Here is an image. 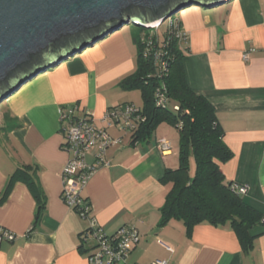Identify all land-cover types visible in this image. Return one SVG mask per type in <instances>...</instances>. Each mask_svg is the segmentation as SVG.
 Returning a JSON list of instances; mask_svg holds the SVG:
<instances>
[{"label":"crops","instance_id":"obj_1","mask_svg":"<svg viewBox=\"0 0 264 264\" xmlns=\"http://www.w3.org/2000/svg\"><path fill=\"white\" fill-rule=\"evenodd\" d=\"M223 5L189 6L176 16L186 36L182 63L190 89L213 106L232 153L220 164L225 181L245 186L242 199L264 215V0ZM138 34L121 27L25 82L0 109V198L10 177L22 170L35 178L45 199L38 223L25 183L15 182L0 202V229L15 235L0 244V264H89L95 244L82 239L89 222L61 199V172L69 158L61 147V115L73 106L77 116H90L117 141L106 152V167L96 165L92 151L86 154L96 170L81 197L105 235L121 228L137 232L128 264H264V225L250 230L247 254L229 225L202 223L189 237L181 222L159 226L170 188L160 179L178 167L175 128L160 124L148 140L132 144L136 123L120 130L103 121L108 110L122 105L142 109L141 92L119 85L136 72ZM161 141L169 144L167 153L160 151Z\"/></svg>","mask_w":264,"mask_h":264},{"label":"trees","instance_id":"obj_2","mask_svg":"<svg viewBox=\"0 0 264 264\" xmlns=\"http://www.w3.org/2000/svg\"><path fill=\"white\" fill-rule=\"evenodd\" d=\"M171 21L177 26L169 23L162 39L153 29L149 31L134 26L139 29L136 38L139 49L137 69L119 84L123 90H139L143 101L139 114L145 120L136 123L131 142L148 140L160 124H167L178 132V167L166 169L160 179L162 185H170L160 210V227L171 220L181 222L189 237L193 228L202 223L215 227L229 225L242 251L247 254L253 247L250 230L254 226L264 225V215L245 203L231 189L232 184L225 181L220 164L228 162L232 153L223 141L224 132L213 106L187 84L182 63V46L185 43L175 35L180 30L177 21ZM161 26L155 30L159 31ZM140 39H150L154 52L161 53L159 62L166 63L165 74L158 70L159 65H155L153 55H143ZM161 86L166 89V108L155 105L154 94ZM174 106L178 110H174ZM18 181L26 184L36 201L35 223H38L43 215L45 199L35 178L28 173L17 170L10 177L0 202L5 200L12 185Z\"/></svg>","mask_w":264,"mask_h":264},{"label":"water","instance_id":"obj_3","mask_svg":"<svg viewBox=\"0 0 264 264\" xmlns=\"http://www.w3.org/2000/svg\"><path fill=\"white\" fill-rule=\"evenodd\" d=\"M229 1L0 0V103L123 25L153 29L183 8Z\"/></svg>","mask_w":264,"mask_h":264},{"label":"built area","instance_id":"obj_4","mask_svg":"<svg viewBox=\"0 0 264 264\" xmlns=\"http://www.w3.org/2000/svg\"><path fill=\"white\" fill-rule=\"evenodd\" d=\"M171 23L173 24V21L170 22V25ZM172 26L176 27L177 25L175 26L174 23ZM175 35L179 41L185 42L186 36L180 30L176 31ZM140 41L143 45V55L145 57L153 55L152 59L155 65H159L158 70L161 74H165L167 71L166 63L159 62V57L162 56L161 53L154 52V45L150 39H140ZM154 97L156 107L166 108L168 106L164 86L156 90ZM173 109L178 110V107L174 106ZM76 112L77 107L73 106L61 115V119L65 124L62 128L63 141L61 147L69 157L61 172L62 202L89 222L88 230L82 235L84 241H93L95 244L94 252L87 257L89 264H128L126 259L132 250V245L138 240L137 232L134 229L121 228L111 236L105 235L97 227L95 220L89 216L90 206L81 197L83 189L96 170V167L86 162V154L92 151L96 165L106 167L108 166L106 152L117 141L113 140L105 130L98 129L90 116L79 117ZM144 120V117L139 114V110L132 105H122L110 109L103 119L108 127L115 126L120 130L126 128L131 130L134 128L135 123H143ZM158 147L162 153H167L170 149L169 144L165 141H161ZM231 189L240 196L247 191L245 186L236 184H232ZM14 239V234L0 229V244L5 241L12 242ZM164 247L167 251H172L171 248ZM151 264H166V261L156 260Z\"/></svg>","mask_w":264,"mask_h":264},{"label":"rangeland","instance_id":"obj_5","mask_svg":"<svg viewBox=\"0 0 264 264\" xmlns=\"http://www.w3.org/2000/svg\"><path fill=\"white\" fill-rule=\"evenodd\" d=\"M223 6H224V5H223ZM189 8L194 9L195 7H194V6H190ZM180 13H181V10L177 11L174 15H172L171 17H169L168 19H166V20L162 23V26L160 27L159 31H156V30H155L156 28L153 29L154 32L156 33V35H157L158 38H160V39L163 38V35H164L165 32L167 31L168 25H169V23L171 22V20H172V19H175L176 16H177L178 14H180ZM122 28L125 29V30H126L127 28H133V29H137V30L139 31L138 28H134V26H132L131 24L123 25ZM150 30H151V29H149V31H150ZM137 93H138V92H137ZM137 95H138V94H137ZM6 101H7V99L3 100V101L0 103V109H2V107L5 105ZM166 125H167V124H166ZM168 126H169V125H168ZM174 132H175V135H178V134H177V130L174 129Z\"/></svg>","mask_w":264,"mask_h":264}]
</instances>
